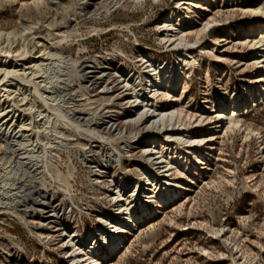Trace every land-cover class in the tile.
I'll return each instance as SVG.
<instances>
[{
	"label": "rangeland",
	"instance_id": "rangeland-1",
	"mask_svg": "<svg viewBox=\"0 0 264 264\" xmlns=\"http://www.w3.org/2000/svg\"><path fill=\"white\" fill-rule=\"evenodd\" d=\"M179 1L0 0V32L19 34L26 24L33 27L24 42L28 62L42 52H55L70 60L61 70L64 86L55 88L54 96L67 94L64 110L80 119L83 128V133L68 129L64 142L55 141L59 148L51 154L54 157L48 165L54 179L44 172L38 180L46 200L31 196L37 198L34 210L38 211L42 202L58 206L67 229L62 225L43 227L45 217L31 219L32 213L23 207H0V264H70L65 256L70 248L68 234L85 237L101 229L102 221L115 213L117 189L110 188L111 174L95 172L97 163L110 158V165L117 170V183L124 185L118 206L129 201L133 187L139 184L140 170H152L150 162L141 156L140 145L153 136H163L141 124L135 128L122 124L116 134L107 131L105 123L111 115L122 123L134 118L129 116L128 106L117 100L126 89H121L123 78L119 77L123 73L124 79L144 82L141 52L165 63L179 56V51L164 43L166 34L161 30L165 18L177 11ZM187 1L182 0V4ZM196 2L197 8L187 17L185 5L178 12L188 61L196 56L200 66L190 65L189 71L184 70L176 89L159 98V103L167 112L180 114L183 134L202 141L205 156L199 158L193 174L183 175L182 170L169 173L179 182L173 201L152 207L145 203L147 186L140 183L133 206L138 204V213L140 205L146 206L150 215L135 220L132 228L119 234L121 241L115 250L102 246L94 257L96 264H264V96L239 115L244 127L254 134L238 130L224 133L223 125L215 123L219 105L229 106L230 97H244L249 89L257 91L256 78H264L263 48L251 46L260 36L248 37L252 27L264 23L263 17L251 13L253 9L264 10V0ZM21 46L20 39L9 44L0 39V59L18 60L15 55ZM93 65L101 73L108 67L120 68V72H112L110 80L115 82L114 93L100 94L102 88L86 92L88 83L79 71ZM4 85L0 86V108L7 117L24 120L37 131L36 111L29 112L21 98L7 92L17 83ZM32 99L35 107L45 110L37 96ZM91 129L103 132V139L86 133ZM38 138L43 140L42 135ZM3 144L0 142V172L15 166ZM91 154L93 158H87ZM31 198L23 196L11 204L23 206Z\"/></svg>",
	"mask_w": 264,
	"mask_h": 264
},
{
	"label": "bare ground",
	"instance_id": "bare-ground-1",
	"mask_svg": "<svg viewBox=\"0 0 264 264\" xmlns=\"http://www.w3.org/2000/svg\"><path fill=\"white\" fill-rule=\"evenodd\" d=\"M181 5L186 6V13L184 14L186 17L194 8H197L196 0H188L185 4H182V0H180L177 3V11L169 14L161 25L162 32L166 34L162 40L165 44H168L169 47L172 46L175 51H179V56H176L172 62L165 63L153 59L145 52H141L140 58L142 66H144V73L146 74L144 82H137L133 77L124 79L123 73L119 77L121 79L123 78L119 83L122 84L121 89H126L121 92V96L117 100L123 102L121 105L128 106L130 111L129 116H133L134 118L122 123L117 116L111 115L107 117V122L105 123L107 131L114 130L116 134L117 132L118 134L121 132L120 129L122 124H127L131 128H135L141 124L145 125L144 129L159 133L163 136L162 138L153 136L140 145L142 150L141 156H145L147 161L150 162L152 170L143 171L139 169L138 183H141L144 187L147 186L148 193L145 197V203H148L152 207L157 204L162 205L174 200V197L176 196L174 189L179 188V182L171 179V175H169L170 172L182 170L181 172L183 175L188 173L193 174V170L199 165V158L205 156L203 153L202 141L194 138L189 133L183 134L180 114L175 110L167 112L163 105H160L159 103V98L168 96L176 89L181 81L180 74L184 70L189 71L191 69L190 65L200 66V60L196 58V56L192 57L191 63L188 61L186 51L188 45L186 42V35L183 32V25L181 23L182 15L178 12ZM251 13L254 16H261L264 18V10L262 9H253ZM32 31V25L26 24L19 34L14 32H0V39H4L8 44L12 39L15 41L20 39L22 41V46L15 55L18 60L11 61L5 59V61H2L0 59V86H3L4 83H10L12 81L16 82L17 85L15 87H10L7 92L11 95L14 94L15 96H18L19 100L21 98V102L28 106V111H36L37 118H39V124L36 127L37 131H34L30 123L21 119L13 120V118H9V116L7 117L8 114L3 112L4 110L0 108V142H3L7 146L8 156L11 161L12 159L15 160L13 162L15 163L14 168L10 169L9 166L0 172V207H23L25 208V211L32 213V215H30L31 219L38 217L41 220L45 217V223H41L43 227L48 225H62L61 227H64L65 230L67 229V226L62 223L63 216L60 215V208L58 206H48V204L42 202L37 207L39 210H34V203H36L37 198L33 199L31 196L37 195L36 197H39V199L46 200L44 195H42L41 188L38 187V180L42 179L44 172H46L50 178H53L48 171V165L50 159L54 157L51 154L55 149L59 148L55 141L60 140V143L64 142V136L68 129L82 132L83 128L79 125L80 119L70 117V115L64 110L68 101L65 98L67 97V94L54 96L55 88L58 87V89H60V87L64 86L61 85V70H63L62 66L70 60L55 52H42L38 57L30 59L28 62L26 60L28 55L27 47L24 46V42H26V35L29 36ZM263 34L264 23L258 25L256 28L252 27L250 29L248 37L256 35L255 38H258V35L260 36L258 41L251 45L253 48L260 45V47L263 48L262 51H264ZM3 54L10 56L9 52H4ZM8 56L6 58H8ZM70 63L71 62L67 64ZM93 66H84L81 68V71H79L83 73L84 79L87 80L88 85L85 87L86 92L94 93L98 88H102L100 94L108 95L109 93H114L116 86H114L113 83L115 82H111L110 80L113 78L112 72H120V68L115 66L113 68L108 67L106 68L105 73H101L96 71L95 66ZM69 70L71 69L69 68ZM71 74L74 75V73ZM20 75H23L24 78L22 77V79ZM256 83L259 84L257 91L249 89L246 91L244 97H230L229 106L223 104L217 107L215 112V119L217 121L215 123L223 125L224 133L238 130L239 132H246V135L249 136L251 133L254 134L253 131L244 127L239 115L245 108L250 105H257V103L263 98L264 78H256ZM25 85H28L30 90H26L24 88L26 87ZM7 92L5 91V93ZM33 96H37V98L41 100L45 106V110L35 107L32 99ZM54 123H56V126ZM92 129L86 131V133L99 139H103V132ZM41 135L43 136V140L38 138ZM64 144L63 147L66 145ZM93 156L94 155L91 154L87 158H93ZM111 161L112 160L108 158L100 164L97 163L94 169L98 175L107 176L111 174L110 188L114 187L117 189V194L119 195L114 198V204L116 205L114 209L115 213L113 216L107 217L102 221L101 229L95 232H89L85 237L78 236L74 232L68 234L67 238L69 239L70 245L68 243H64V245L65 247L68 245L70 246L65 253L70 264H96L94 257L98 255L102 246L109 251L115 250L118 248L121 241L119 234L125 233L126 230L132 228L135 220L138 221L145 215H150L146 206L140 205L139 213L135 210L138 204L133 206L134 202H136V199L133 200V198L140 194L141 188L139 187V184L136 185V187H133V191H131V195L128 197L129 201L124 200L123 202L125 203L118 206L122 201L121 192L124 185L122 182L117 183V170L110 165ZM25 167L27 168L26 172L24 170ZM159 179H161L162 182L159 181ZM114 184L116 185L114 186ZM118 184L121 186L118 187ZM23 196H29L31 198L28 204L23 206L17 203L11 204L14 201L22 200ZM46 210L48 211L45 212ZM32 224L33 223H31L30 226H32Z\"/></svg>",
	"mask_w": 264,
	"mask_h": 264
}]
</instances>
